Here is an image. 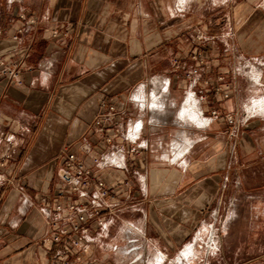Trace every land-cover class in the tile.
<instances>
[{"label":"crops","instance_id":"1","mask_svg":"<svg viewBox=\"0 0 264 264\" xmlns=\"http://www.w3.org/2000/svg\"><path fill=\"white\" fill-rule=\"evenodd\" d=\"M143 2L0 0V57L11 62L31 48L22 84L0 78V158L9 157L0 167V264H57L61 246L44 239L64 148L82 152L109 185L132 183L108 230L94 224V242L80 260L69 256L71 264H185L195 249L188 245L221 211L237 172L264 162V101L260 115L247 114L232 41L212 36L204 54L202 43L172 41ZM22 14L36 22L18 41ZM258 43L251 50L264 52V28ZM196 54L206 65L188 78ZM258 61L264 93V57ZM217 84L230 98L211 90ZM188 89L195 91L186 101ZM106 98L117 108L105 123L111 144L95 125Z\"/></svg>","mask_w":264,"mask_h":264},{"label":"rangeland","instance_id":"2","mask_svg":"<svg viewBox=\"0 0 264 264\" xmlns=\"http://www.w3.org/2000/svg\"><path fill=\"white\" fill-rule=\"evenodd\" d=\"M143 7L151 14L155 28L170 30L172 41L186 37L192 45L204 44L201 45L203 54L212 36H218L222 43L230 39L239 59L232 72L237 77L241 99L249 110L248 115H260L258 104L264 101V93L257 81L263 68L258 60L264 57V52L251 50V45H262L258 41L264 28V0H144ZM198 36L203 38L201 43ZM244 59L246 63H242ZM193 62L194 65L187 67L188 78L193 76L191 71L196 67V61ZM223 73L219 78H223ZM194 91L188 89L186 101L194 97ZM186 123L187 130L194 132L192 121L186 120ZM188 246L195 249L189 259L183 260L185 264H264V162L253 163L249 170L237 172L234 182L226 189L221 211L200 227ZM171 264L180 263L175 259Z\"/></svg>","mask_w":264,"mask_h":264},{"label":"built area","instance_id":"3","mask_svg":"<svg viewBox=\"0 0 264 264\" xmlns=\"http://www.w3.org/2000/svg\"><path fill=\"white\" fill-rule=\"evenodd\" d=\"M20 20L24 24L16 30L14 35V39L18 41L28 27L36 22L35 19H28L25 14L20 16ZM197 40L201 43L202 36H198ZM30 56L31 48L26 47L11 62L0 57V78L7 79L11 83L22 84L25 63ZM193 58L196 61V67L191 71V75L200 77L205 59L201 54H196ZM219 80L221 81L222 78ZM208 83L209 81H206V84ZM211 90L224 99L230 98L229 89L219 84L213 86ZM100 106L106 112L95 121L97 133L111 144L112 138L107 137L105 123L111 121L117 114V108L111 105L107 98L101 102ZM218 116L216 109L211 111V117L218 118ZM226 120L231 125L235 122L233 116L227 117ZM82 154V152L64 148L57 157L63 162L58 172L60 187L52 197L54 205L48 217V225L52 233L44 239L46 245L61 246L54 258L57 264H71L68 258L71 255H75L80 260L81 253H86L90 244L94 242V237L90 234L92 226L97 224L101 232L105 233L108 230L110 218L120 211L126 194L132 189V183L129 180L115 186L109 185L93 169L85 166ZM8 158V155L0 158V167L4 166ZM95 161L97 165L100 163L98 159ZM46 199L44 198L43 201ZM80 264L85 263L80 261Z\"/></svg>","mask_w":264,"mask_h":264},{"label":"bare ground","instance_id":"4","mask_svg":"<svg viewBox=\"0 0 264 264\" xmlns=\"http://www.w3.org/2000/svg\"><path fill=\"white\" fill-rule=\"evenodd\" d=\"M193 110H194V109H193ZM194 113H195V112H194ZM184 115H185V114H184ZM189 116H191V115H189ZM193 118H194V117H193ZM190 120H191V118H190ZM192 120H193V119H192ZM196 120H197V119H196ZM202 121H203V119H202ZM194 123H197V122H194ZM199 125H200V124H199ZM199 125H198V126H199ZM199 127H200V126H199ZM189 253H190V252H189Z\"/></svg>","mask_w":264,"mask_h":264}]
</instances>
